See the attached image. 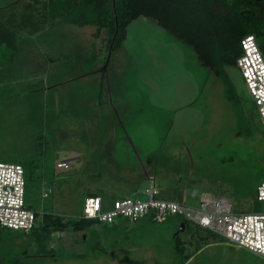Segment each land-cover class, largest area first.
Masks as SVG:
<instances>
[{
	"label": "rangeland",
	"instance_id": "1",
	"mask_svg": "<svg viewBox=\"0 0 264 264\" xmlns=\"http://www.w3.org/2000/svg\"><path fill=\"white\" fill-rule=\"evenodd\" d=\"M45 2L0 0V163L23 166L28 207L77 217L95 193L107 212L117 199L144 200L150 183L133 182L150 169L167 200L195 208L202 194L222 195L236 214H264V124L237 68H226L233 104L191 45L139 17L121 47L108 50L100 87L102 74L90 69L93 60L102 65L106 35L90 40L93 27L45 20ZM180 224L117 218L85 229L83 240L58 232L46 242L0 229V264H175ZM187 225L182 240L194 233ZM210 242L189 264H264L220 237Z\"/></svg>",
	"mask_w": 264,
	"mask_h": 264
},
{
	"label": "trees",
	"instance_id": "2",
	"mask_svg": "<svg viewBox=\"0 0 264 264\" xmlns=\"http://www.w3.org/2000/svg\"><path fill=\"white\" fill-rule=\"evenodd\" d=\"M199 1L46 0L42 17L44 16L45 20L57 19L66 25L93 27L96 31L95 37H98L101 32H105L106 56L102 60V65L98 68L95 65L97 60H93L91 69V73H101L103 79L109 65V61L107 62L106 59L113 37L115 36L112 52L121 47L126 39L127 27L132 21L139 17L153 19L160 27L168 30L178 39L186 41L194 48L199 63L221 80L225 97L234 104L236 94L226 73V68H236V60L241 53L240 42L245 36L253 35L260 47L264 45V11L260 12L263 3H256L253 0L247 2H244V0H211L209 3L201 5ZM219 2L226 4L228 9L226 11L230 12L228 18L223 17L228 13L225 11L219 15L215 14L213 7ZM105 64L106 68L104 69ZM89 197L100 196L90 193L87 194L85 199ZM146 217L152 219L150 215ZM117 218L129 221L125 217ZM117 218L107 223L98 219H85L83 218V211L82 215L77 217L52 214H41L40 216L36 213L33 228L29 233L23 234L31 235L37 242H46L51 239L54 233L73 232L79 233V240H83L85 229L98 223L111 224ZM181 223H184L185 232L189 226L182 219ZM192 228L190 226V230L194 233L191 234L189 240H182L178 234L173 238L174 249L177 254L175 264H185L209 241L218 239L217 235L206 230V236H199L197 235L198 229L201 228ZM0 229L3 228L0 227ZM192 241L194 244H192ZM192 246L194 248L190 250Z\"/></svg>",
	"mask_w": 264,
	"mask_h": 264
},
{
	"label": "built area",
	"instance_id": "3",
	"mask_svg": "<svg viewBox=\"0 0 264 264\" xmlns=\"http://www.w3.org/2000/svg\"><path fill=\"white\" fill-rule=\"evenodd\" d=\"M241 53L236 60L244 85L251 96L258 115L264 124V54L253 35L241 42ZM66 162L57 168H67ZM25 171L20 164L0 163V227L27 234L33 228L36 213L25 202ZM144 200L131 198L114 202L112 210L102 212V199L84 200L83 218L112 222L117 217L137 222L146 216L155 221L178 217L194 227L204 229L224 239L228 244L264 258V214L233 212L232 200L226 196L202 194L195 208L163 200L154 186L144 189ZM51 190L42 193L47 198ZM257 200L264 201V182L258 187Z\"/></svg>",
	"mask_w": 264,
	"mask_h": 264
},
{
	"label": "crops",
	"instance_id": "4",
	"mask_svg": "<svg viewBox=\"0 0 264 264\" xmlns=\"http://www.w3.org/2000/svg\"><path fill=\"white\" fill-rule=\"evenodd\" d=\"M42 12H44V10L42 9ZM45 19V18H44ZM53 20H57V19H53ZM60 21V20H59ZM58 22H56V24H57ZM54 24H55V22H54ZM44 30H42L41 32H38V35H41L43 38H44V35H45V37L48 39V40H52V39H56V37H55V35H54V33L53 32H51V31H48V32H45ZM95 34H96V32H89L87 35V38L88 39H90V40H92L93 39V37L95 36ZM52 35H54V36H52ZM101 35H106L105 34V32H101L100 34H99V36L98 37H101L102 38V36ZM98 37H96V38H98ZM106 37V36H105ZM51 43H48V44H55V43H53V41H50ZM99 47V46H98ZM99 49H101L100 50V52H103L104 51V49H105V47L104 48H102V47H99ZM99 52V53H100ZM101 61L104 59V57L102 56V55H99V57H98ZM48 61H49V59H48ZM101 64H102V62H101ZM91 70V69H90ZM102 77V76H101ZM104 78H105V74H104V76H103ZM103 78H101V81H100V87L101 86H103ZM106 131V133H107V130H105ZM114 131V130H113ZM112 131V132H113ZM115 134H116V132H114ZM114 134V135H115ZM107 144V147H106V150H107V152H110L109 150H111L110 149V147H109V145H108V143H106ZM113 149V148H112ZM106 158L108 159V160H111V158H109V157H107L106 156ZM107 160V161H108ZM110 163H112V162H110ZM123 166H124V164H123ZM127 166H130V165H127ZM134 166H139V165H137V164H134ZM150 168V167H149ZM157 178H158V174H155V172H154V174L152 175V171L149 169L148 170V172L146 171L145 173H139V172H137L136 173V181L137 182H133V183H137V185H140V183H142V181L144 182H149L150 183V185H148V186H143V185H141V186H143V188H141V190H144V189H146V188H148V187H151V186H154L155 188H157L158 189V191H159V197L161 198V199H163V200H167V199H165V198H163V196H162V190L161 189H159L157 186H156V184H157ZM139 187V186H138ZM138 187H136V188H138ZM172 197V196H171ZM101 198V197H100ZM117 200H119V199H117ZM167 201H170V200H167ZM173 202H176V201H173ZM184 232V231H183ZM204 236V235H203ZM210 246L211 245V242L209 241L208 242V244L207 245H205L200 251H198L197 253H195L185 264H189V262L195 257V255L196 254H198V253H200L206 246Z\"/></svg>",
	"mask_w": 264,
	"mask_h": 264
},
{
	"label": "flooded vegetation",
	"instance_id": "5",
	"mask_svg": "<svg viewBox=\"0 0 264 264\" xmlns=\"http://www.w3.org/2000/svg\"><path fill=\"white\" fill-rule=\"evenodd\" d=\"M245 1L247 2L248 0H244V2ZM253 1L256 2V3H263V6L260 9V12H263L264 11V0H253ZM213 10H214V12H215L216 15H219L223 11H225L226 13L228 12V11H226L228 9H227V6H226V4L224 2L216 3L214 5V7H213ZM229 14H230V12H228L225 15H223V17L228 18L229 17Z\"/></svg>",
	"mask_w": 264,
	"mask_h": 264
},
{
	"label": "water",
	"instance_id": "6",
	"mask_svg": "<svg viewBox=\"0 0 264 264\" xmlns=\"http://www.w3.org/2000/svg\"><path fill=\"white\" fill-rule=\"evenodd\" d=\"M113 1H114V0H113ZM114 40H115V36L113 37V40H112L111 45H110V47H109V54L112 52V47H113ZM261 51H262L263 54H264V45L261 47ZM107 62H108V59H107ZM183 231H184V223H181V224H180V228H179L177 234L180 233V232H183ZM177 234H176V235H177Z\"/></svg>",
	"mask_w": 264,
	"mask_h": 264
}]
</instances>
